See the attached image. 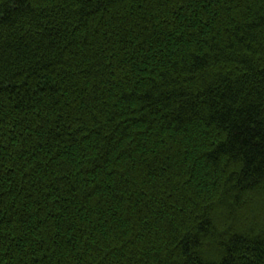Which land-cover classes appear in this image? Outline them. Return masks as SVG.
<instances>
[{
	"label": "trees",
	"instance_id": "1",
	"mask_svg": "<svg viewBox=\"0 0 264 264\" xmlns=\"http://www.w3.org/2000/svg\"><path fill=\"white\" fill-rule=\"evenodd\" d=\"M0 264H264V0H0Z\"/></svg>",
	"mask_w": 264,
	"mask_h": 264
}]
</instances>
